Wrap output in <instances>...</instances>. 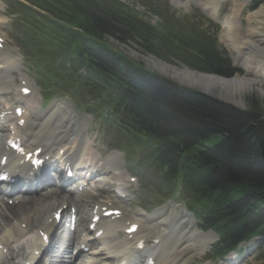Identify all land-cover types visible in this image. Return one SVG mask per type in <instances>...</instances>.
<instances>
[{
  "label": "trees",
  "instance_id": "1",
  "mask_svg": "<svg viewBox=\"0 0 264 264\" xmlns=\"http://www.w3.org/2000/svg\"><path fill=\"white\" fill-rule=\"evenodd\" d=\"M52 1L58 13L49 11L50 14L82 31L79 34L66 28L58 37L51 38L54 58L80 57L79 64L74 65L93 77L94 81L87 85L89 88L97 89V93L112 92L124 104L128 115V106H132L131 114L136 115L144 104L147 113H153L158 133L179 134L188 142L211 134L220 136L223 142L217 147L216 155L199 159L201 167L197 171V175L205 174L208 185L203 189V198L213 213V224L225 241L264 232V112L256 108L257 101L251 99L249 109L239 113L163 80L147 86L151 77L143 73L136 74L137 79L146 80L140 83L145 89L138 97L123 79L131 65L120 59L116 62L118 54L109 48L105 55L98 51L104 47L98 44L104 37L123 44L146 34L147 45L142 46L155 56L173 57L192 69L216 72L226 68L227 61L217 54L213 41H190L184 45L188 51L170 40L169 31L165 35H152L148 27L128 15L121 18L115 4L99 0ZM199 194H202L200 190Z\"/></svg>",
  "mask_w": 264,
  "mask_h": 264
},
{
  "label": "bare ground",
  "instance_id": "2",
  "mask_svg": "<svg viewBox=\"0 0 264 264\" xmlns=\"http://www.w3.org/2000/svg\"><path fill=\"white\" fill-rule=\"evenodd\" d=\"M195 3L196 6L200 7L202 10L206 11V14L211 17H217V12L219 5L224 3L225 1L231 2L230 11L226 13L221 21V31H220V40L225 45L226 49L230 52L232 60L235 64L239 65L244 72L251 71L250 75H252L254 80H238V78H233L230 80H220L214 76H205L201 74H197L186 69H177L171 66H163L160 70L161 74H166L169 77H172L176 80H180L183 83L192 87L195 85L198 88H205L207 91L212 87L219 86L223 88V90H228L230 92H238L242 89H245L246 86H251L257 82L264 84V35L262 34V26L264 24V4L254 12L248 13L244 21L246 22V28L244 31V35L241 32V26L239 25L241 20V8L245 5L247 0H242L241 4L237 5L238 0H190ZM17 62V61H16ZM4 62L0 61V90L9 86V83L4 75L8 74V69L5 67ZM18 67V65H17ZM18 69V68H17ZM168 70H171L170 74ZM194 87V86H193ZM192 87V88H193ZM218 88V87H217ZM202 90V89H201ZM10 110L5 109V124L1 131L3 133H9L10 137L18 138L25 148L30 151L35 147H41L44 155H48L52 153L55 147H58L56 153L59 150L65 151V156L67 157L64 164L71 165L73 163V159H71L73 149L77 146L80 141L79 134L73 132L71 127L67 128H58V124H62V119L58 113L53 114L49 119L53 118V123L50 121H44L43 123L38 124V116H31L29 114H25V124L23 128H17L13 124L14 120L11 115L8 114ZM51 129V130H49ZM71 134V135H69ZM70 138H75V140L70 141ZM66 146L68 148H66ZM88 150H84L82 154L87 152ZM11 159V156L8 159ZM13 158V157H12ZM14 159V158H13ZM16 160V159H14ZM20 159L16 160L12 165L18 164ZM63 161V160H62ZM8 163V160H7ZM80 163V162H78ZM81 164V163H80ZM90 165L92 166L93 172H101L105 169H110L112 166L116 165V161L114 158H110L106 160L104 166L101 164H96L95 159H92ZM26 166L21 165L20 169H25ZM64 171V175H65ZM77 173H75V176ZM77 187V186H76ZM57 189V187H55ZM58 191L54 190H46L43 195L47 197V202L50 200L55 201L60 206L64 205V201L60 199H55ZM19 200L17 207H4L1 208L2 217L0 218V231L3 230L4 226L12 225L13 233L17 234L19 237L25 233H28L30 228L32 227L33 218L29 219L28 213L34 214L36 211H40L43 213L44 217L48 213V208L44 211V205L41 207L42 203L31 200V202L27 201L23 197L15 196ZM55 199V200H54ZM33 205V208H32ZM50 205V204H49ZM97 205V204H95ZM92 206V208H95ZM116 205H118L116 203ZM27 207H31L28 210ZM101 205H98V208H101ZM124 206L118 207L122 211V216L119 224H112L105 228V236H106V247L108 248V253L106 256L115 255L120 249H122L125 245H130L133 242L131 240L118 239L117 237L114 239L113 235L117 234L118 231L124 228V223L130 222V213L126 212L123 209ZM44 211V212H43ZM135 219H140L139 215L133 214ZM25 224L26 229L21 230L19 228L20 225ZM4 225V226H1ZM41 226L45 227V231H49L50 226L43 223L42 225H37V228ZM127 227H125V230ZM149 236V233H148ZM144 243L150 242L149 240L158 241L155 246L153 252L152 249H148L144 251L146 254H150V252L158 253V260L163 264V261H166L167 264H180V262H186L188 260L189 255H194L197 252L202 251L210 244L214 237L211 234L201 235L197 234L194 237V240L190 242L195 244L197 241L201 242L199 248L196 247H186L179 245L175 248V250L166 252L164 250V244L166 243V238L164 235L159 233L153 238L146 237ZM153 243H150L152 246ZM149 246V247H150ZM138 256L133 251H130L131 255Z\"/></svg>",
  "mask_w": 264,
  "mask_h": 264
},
{
  "label": "rangeland",
  "instance_id": "3",
  "mask_svg": "<svg viewBox=\"0 0 264 264\" xmlns=\"http://www.w3.org/2000/svg\"><path fill=\"white\" fill-rule=\"evenodd\" d=\"M130 5H134L136 7L140 6V7H146L145 9L148 11V13L151 14L150 11L152 10H156L155 6L153 4H151L148 0H126ZM0 7H1V3H0ZM186 9L179 10L178 13L176 14L177 17H179L181 20H179L180 25H184V24H189V25H194L196 28H200L201 30H205V31H209L210 33H216V38H217V46L219 51H221L222 53L225 52V55L230 59L232 65L238 69L239 66L238 65H234V63L232 62L231 59V54H229L230 52L228 50H226L224 44L221 42L220 38H219V33H218V29L215 28V26L213 24H211L206 18H204L203 16H201L202 14L196 10V8L192 5H190L189 7H185ZM230 9V6H229ZM185 13V14H184ZM223 13H226V9L224 8ZM144 20H146L147 18L143 17ZM159 20V19H158ZM199 24H198V23ZM243 25L245 24V21L242 23ZM245 26V25H244ZM1 31V30H0ZM2 31L5 33L4 38L6 41V48H5V52L7 54H10L12 56L13 59H15L16 65H18V69L19 71H21V73H26L27 70L23 69L21 67V58H20V53L17 51L16 47L12 44V41L10 39V34L8 33L9 30L7 28V26L4 27V29H2ZM1 31V32H2ZM262 34L264 35V24L262 26ZM2 32V33H3ZM7 39V40H6ZM127 54L131 55L130 51H126ZM133 56V58H135L134 54L131 55ZM139 60L141 59V57H137ZM142 62L144 64L145 67H147L148 69H150L151 64L146 61L145 59H142ZM169 72L167 74H170L171 70H168ZM242 71V70H241ZM28 73H30L28 71ZM242 75H237V76H232L231 78H218V79H222V80H230L233 78H238V80H254V78H252L253 76L250 75L251 71H246L243 75V72H241ZM166 75V74H164ZM167 76V75H166ZM169 77V76H168ZM167 77V78H168ZM172 78V77H170ZM168 78V79H170ZM217 78V77H216ZM173 82H175L176 84L180 85L181 87H184V89H188L194 92H198L200 94H203L207 97H210L211 99L220 102L223 106H229L231 109L242 113L245 112L249 109L250 103L249 101H251V99H255L257 101L258 106L256 107L257 109H262L264 112V84L257 82L251 86H246L245 89H242L241 91H236V92H230L228 90H223V88H220L219 86L217 87H212L210 89H208V91L203 87V88H198L195 85H193L192 87H190L189 85L183 83L180 80H174V78L170 79ZM202 89V90H201ZM62 102L63 106L65 108V110H67L68 114L65 116V118H69V119H73L75 121V129H79L81 127H84L85 129H89L91 131L90 134H93L96 130H97V123H95L93 121V118L91 116H87L84 112L82 111H76L75 108L73 106H71V102L66 98H62L60 100L57 101V105L58 103ZM54 104V102H53ZM61 104V103H60ZM52 105V104H51ZM50 105V106H51ZM259 107V108H258ZM53 115V114H52ZM51 115V116H52ZM74 115V118H72V116ZM50 116V117H51ZM49 117V118H50ZM44 121L40 120V123H43ZM39 123V120H38ZM99 137H102V134L99 135ZM111 143V139L108 137V144ZM0 148V152H1ZM103 172V171H101ZM85 211H87L86 207L84 205L81 206ZM85 213V212H84ZM82 215V218L85 217V215ZM2 212L0 211V218L2 217ZM3 226V225H1ZM161 227V226H160ZM159 228V226H158ZM5 229H3L4 231ZM122 230H125V227L122 228ZM3 231L0 233V235H2ZM149 232V236H150ZM183 233L181 234H175L176 237L181 236ZM153 238V237H150ZM149 238V239H150ZM150 241V240H149ZM16 247V245H15ZM165 250V248H164ZM175 250V248L173 249ZM170 250V251H173ZM166 251V250H165ZM170 251H166L167 253ZM258 260H261L264 262V246H262L261 248V253L258 255H254V257L249 258L248 264H260V262H257ZM163 264H166V261H163Z\"/></svg>",
  "mask_w": 264,
  "mask_h": 264
}]
</instances>
